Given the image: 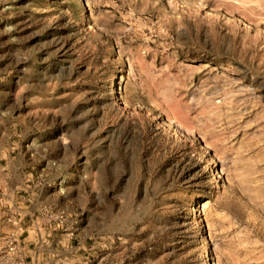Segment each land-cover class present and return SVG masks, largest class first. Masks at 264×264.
Segmentation results:
<instances>
[{
    "label": "rangeland",
    "instance_id": "1",
    "mask_svg": "<svg viewBox=\"0 0 264 264\" xmlns=\"http://www.w3.org/2000/svg\"><path fill=\"white\" fill-rule=\"evenodd\" d=\"M38 207L50 264H264V0H0V264Z\"/></svg>",
    "mask_w": 264,
    "mask_h": 264
},
{
    "label": "crops",
    "instance_id": "2",
    "mask_svg": "<svg viewBox=\"0 0 264 264\" xmlns=\"http://www.w3.org/2000/svg\"><path fill=\"white\" fill-rule=\"evenodd\" d=\"M42 214L39 207L35 208L31 215L34 220L32 218L29 220L32 223L29 226H26L29 222L20 223L21 234L15 255L16 257H23L19 264H50L53 261L50 256L57 252L56 248L63 246L62 234L52 227L51 222L46 224Z\"/></svg>",
    "mask_w": 264,
    "mask_h": 264
}]
</instances>
